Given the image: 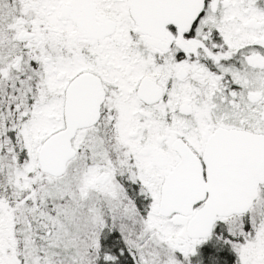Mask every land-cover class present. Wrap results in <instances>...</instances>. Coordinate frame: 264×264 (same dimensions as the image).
<instances>
[{"label": "snow or ice", "instance_id": "6c2138e0", "mask_svg": "<svg viewBox=\"0 0 264 264\" xmlns=\"http://www.w3.org/2000/svg\"><path fill=\"white\" fill-rule=\"evenodd\" d=\"M0 264H264V0H0Z\"/></svg>", "mask_w": 264, "mask_h": 264}]
</instances>
